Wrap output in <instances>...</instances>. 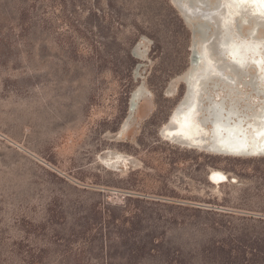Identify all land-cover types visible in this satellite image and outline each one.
<instances>
[{
  "label": "rangeland",
  "instance_id": "rangeland-1",
  "mask_svg": "<svg viewBox=\"0 0 264 264\" xmlns=\"http://www.w3.org/2000/svg\"><path fill=\"white\" fill-rule=\"evenodd\" d=\"M42 2L39 11H54L53 22L37 27L31 41L19 29L8 30L0 11L4 247L41 223L47 207L74 200L127 202L145 208L141 217L158 221L194 220L176 208L202 205L231 213L233 221L264 217V155L213 153L159 132L186 107L178 103L185 91L181 76L190 67L191 30L172 0ZM137 91L131 113L129 99ZM246 101L254 104L252 96ZM211 170L228 180L211 182ZM32 239L25 248L49 250ZM211 259L196 255L193 261Z\"/></svg>",
  "mask_w": 264,
  "mask_h": 264
},
{
  "label": "trees",
  "instance_id": "trees-1",
  "mask_svg": "<svg viewBox=\"0 0 264 264\" xmlns=\"http://www.w3.org/2000/svg\"><path fill=\"white\" fill-rule=\"evenodd\" d=\"M42 1L0 0L6 28L19 29L24 41L35 40L37 27L48 28L53 22L49 15L54 11H39ZM60 16L65 22V11ZM6 41L8 46L13 43L10 35ZM73 186L72 191L77 189ZM82 191L89 193L92 189ZM57 206L47 207V217L33 224V229L24 230L26 235L10 243L12 247H4L6 243L0 240V264H205L193 261L196 255L212 258L210 264H264L262 216L233 221L227 218L231 213L214 205L180 206L177 212L194 220L158 221L141 217L145 208L131 207L127 202L112 205L93 199L81 205L74 200ZM171 209L175 207L163 208ZM172 230L180 235L172 236ZM32 238L49 250L40 248L39 253H33V248H25ZM52 246L54 250L50 251ZM58 247L62 249L57 252Z\"/></svg>",
  "mask_w": 264,
  "mask_h": 264
},
{
  "label": "bare ground",
  "instance_id": "bare-ground-1",
  "mask_svg": "<svg viewBox=\"0 0 264 264\" xmlns=\"http://www.w3.org/2000/svg\"><path fill=\"white\" fill-rule=\"evenodd\" d=\"M188 2L193 7L202 5L203 12L218 13L221 30L217 43L227 58L210 49L198 65L190 66L180 103L186 107L176 118L170 116L174 125L166 126L161 135H177L183 140L166 138L213 153L232 150L240 151L233 154L236 156L264 155V4L248 0ZM204 28L200 24L201 45L207 39ZM202 73L204 78L199 80ZM250 96L254 104L243 102ZM208 176L213 183L228 180L220 170H211Z\"/></svg>",
  "mask_w": 264,
  "mask_h": 264
},
{
  "label": "water",
  "instance_id": "water-1",
  "mask_svg": "<svg viewBox=\"0 0 264 264\" xmlns=\"http://www.w3.org/2000/svg\"><path fill=\"white\" fill-rule=\"evenodd\" d=\"M174 3L179 5V12L182 14L184 22L191 30V56H190V66L198 65L203 59L206 58L208 51L213 49V52L216 53V56H222L224 58H227L226 54L220 47V45L217 43V37L216 35L220 32L221 27L219 24V21L217 19L218 13L213 12H203L201 9L202 5H198L196 7H193L191 3L187 1L182 2L181 0H172ZM189 7H188V6ZM184 9V10H183ZM200 24L204 25V32L207 35V39L203 40V44H200V41L202 40L200 38L199 34V26ZM193 57V60L191 59ZM190 70V67L182 74L181 79L183 82H186V74ZM205 73L201 74L199 77V80L204 78ZM184 95V94H183ZM183 96L181 97L178 105L181 103ZM139 99V92L135 94L134 92L131 93L130 99H129V110H131V113L134 111L135 105L137 103V100ZM177 105V106H178ZM131 116L129 114L128 118ZM174 122L171 120L170 116L165 124L160 128L159 132L161 133L162 130L166 126H173ZM165 137L168 138H179L177 135H173L170 137V135L164 134ZM181 139V138H179ZM183 140V139H181ZM221 150H219L220 152ZM221 152H229L231 154H236L240 151H224Z\"/></svg>",
  "mask_w": 264,
  "mask_h": 264
},
{
  "label": "snow or ice",
  "instance_id": "snow-or-ice-1",
  "mask_svg": "<svg viewBox=\"0 0 264 264\" xmlns=\"http://www.w3.org/2000/svg\"><path fill=\"white\" fill-rule=\"evenodd\" d=\"M248 2L257 3V4H264V0H248Z\"/></svg>",
  "mask_w": 264,
  "mask_h": 264
}]
</instances>
